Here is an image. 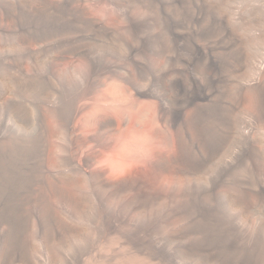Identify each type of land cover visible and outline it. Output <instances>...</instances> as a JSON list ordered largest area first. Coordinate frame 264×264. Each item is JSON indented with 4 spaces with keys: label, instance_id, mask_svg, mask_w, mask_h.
Here are the masks:
<instances>
[{
    "label": "rangeland",
    "instance_id": "374dc122",
    "mask_svg": "<svg viewBox=\"0 0 264 264\" xmlns=\"http://www.w3.org/2000/svg\"><path fill=\"white\" fill-rule=\"evenodd\" d=\"M263 66L264 0H0V264H78L115 226L168 253L195 245L246 254L235 199L244 188L248 215L264 216V177L253 166L264 142L262 150L252 141H264L256 118L264 97L258 107L243 89L250 75L262 73L264 82ZM133 91L141 95L135 105L126 102ZM77 104L86 105L74 120ZM103 110L133 119L121 134L99 131L92 119ZM138 110L147 115L139 125ZM79 171L89 176L73 190ZM96 172L124 188L106 190L91 178ZM50 184L76 192L81 210L52 195ZM57 220L91 236L70 244Z\"/></svg>",
    "mask_w": 264,
    "mask_h": 264
},
{
    "label": "bare ground",
    "instance_id": "6f19581e",
    "mask_svg": "<svg viewBox=\"0 0 264 264\" xmlns=\"http://www.w3.org/2000/svg\"><path fill=\"white\" fill-rule=\"evenodd\" d=\"M257 6V5H256ZM263 13V12H262ZM243 40V39H242ZM241 40V41H242ZM240 41V40H239ZM244 43V42H243ZM249 45V44H248ZM241 48L242 47H244V45H242V46H240ZM240 48V49H241ZM245 48V47H244ZM248 48V47H247ZM239 49V50H240ZM241 51H243V50H241ZM245 51H248V50H244L243 52H245ZM241 53V52H240ZM244 54V53H243ZM242 54V55H243ZM241 55V54H240ZM245 55V54H244ZM239 56V55H238ZM244 57V56H243ZM246 57V56H245ZM239 58H241V57H239ZM238 58V60L240 61V59ZM245 60L247 59V57L246 58H244ZM245 60H243V61H245ZM238 61V62H239ZM240 62H242V61H240ZM252 63V62H251ZM239 64V63H238ZM244 64H245V62H244ZM248 64H250V63H248ZM242 65H243V63H242ZM245 65H247V64H245ZM244 66V65H243ZM242 66V67H243ZM246 67V66H245ZM241 68V67H240ZM248 68H250V67H248ZM263 68H264V66H263ZM243 71V70H242ZM244 73V72H243ZM261 74L262 73H259V75L257 76V73L255 74L256 76H253V75H250V77L252 78H254L253 80H252V82L251 83H249L248 85L247 84H245V85H247L246 87H245V89H243L244 90V92H247V95L250 97L249 98V101L251 102V100L250 99H252V102L251 103H254L255 105H258V107H261L262 105H261V102H262V98L264 97L263 95H264V89H263V84H264V82H262V78H261ZM241 78H243L242 76H241ZM251 78H247V79H251ZM240 79V78H239ZM246 79V78H245ZM247 79H246V81H247ZM243 80H244V78H243ZM239 81H241V80H239ZM249 81V80H248ZM264 81V80H263ZM241 84H243L244 85V82L242 83V81L240 82ZM98 84V83H97ZM97 84H95V85H97ZM103 84V83H102ZM110 85V84H109ZM122 85V84H121ZM124 85V84H123ZM122 85V86H123ZM92 86H94V85H92ZM91 86V87H92ZM125 86V85H124ZM241 87H242V85H241ZM96 88V87H95ZM94 88V89H95ZM121 88V87H120ZM135 88V87H134ZM243 88V87H242ZM137 89V88H136ZM138 90V89H137ZM242 90V89H241ZM118 91V90H117ZM135 91V90H134ZM133 91V92H134ZM237 91V90H236ZM88 92V91H87ZM239 92V91H238ZM241 92H243V91H241ZM240 92V93H241ZM244 92L242 93L243 95H244ZM86 93V92H85ZM129 93V95H128V97L126 98V102H129L130 104H132V105H135L137 102H138V98H140V94L136 91V92H134V93H130V92H128ZM84 94V93H83ZM90 94V93H89ZM242 94H240V95H242ZM85 95V94H84ZM95 95V94H94ZM246 95V96H247ZM89 96V95H88ZM84 97V96H83ZM86 97V96H85ZM89 97H91V96H89ZM239 97H241V96H239ZM245 97V96H244ZM245 98H247V97H245ZM245 98L243 99V100H245ZM237 99H240V98H237ZM92 100V99H91ZM95 100V99H94ZM85 101V100H84ZM89 101V100H88ZM88 101H86V102H88ZM242 101V100H241ZM240 101V102H241ZM120 102V101H119ZM89 103V102H88ZM83 105H86V104H83ZM83 105H81V106H83ZM119 105V104H118ZM121 105V104H120ZM122 105H123V103H122ZM253 105V104H252ZM254 105V107H256ZM81 106H79L78 107V104H77V109H75L76 111L74 112V120L77 118V117H79V114H80V112H81V110H82V107ZM131 106V105H130ZM262 107H264V105L262 106ZM103 109L105 108V107H102ZM107 108V107H106ZM113 108V107H112ZM121 108H122V106H121ZM88 109V108H87ZM257 109V108H256ZM256 109H255V112H257L256 111ZM100 110V109H99ZM106 110V109H105ZM105 110H103V112L102 113H100V114H98V115H96L93 119H92V125L94 126V128L96 129V130H99V131H101V130H105L106 128L105 127H110L109 129H110V131H112V132H114L115 134H117L118 135V133L119 134H121V132H122V128H124L125 129V127H128V124L131 122L130 121V118H129V116H128V114L126 115L125 113H121L120 111V113H121V115L119 116V117H116V116H114L113 114H112V112L110 113V112H108V111H105ZM110 110H112V109H110ZM260 110V111H259ZM91 111V110H90ZM138 111H140L139 113H138V117H137V119L135 120V122H136V124H140V120L142 119V118H144V116L146 115H144V111H141V110H138ZM138 111H136V112H138ZM126 112V111H125ZM243 113V112H242ZM82 114V113H81ZM94 114V113H93ZM117 114V113H116ZM137 114V113H136ZM247 113H245V115H246ZM257 114V113H256ZM255 114V115H256ZM249 115H251V114H249ZM255 115H254V113H253V115H252V117L254 116L255 117ZM258 116H256V118H257V122L259 121V123L260 122H263L264 121V109H259L258 108V114H257ZM147 116V115H146ZM145 116V117H146ZM151 117V116H150ZM79 119V118H78ZM131 119H133V118H131ZM151 120V122H155V121H157V119H158V113H157V111H154L153 113H152V117L150 118ZM252 119H254V118H252ZM250 120V119H249ZM77 121V120H76ZM90 121V120H89ZM149 121V122H150ZM248 121V120H247ZM144 122V121H143ZM244 122V121H243ZM256 123V122H255ZM87 124V123H86ZM89 124V123H88ZM115 124V125H114ZM74 125V124H73ZM154 125V124H153ZM78 126V125H77ZM76 125L75 126H73V134L74 135H81L82 136V131L77 127ZM255 126V128H257L258 126H257V123L254 125ZM260 127H261V125H260ZM260 127L259 128H257V129H260ZM82 128V127H81ZM88 128H90V127H88ZM264 128V127H263ZM95 129H94V131H95ZM240 129V128H239ZM241 129H243V128H241ZM252 129L253 128H251V131H252ZM89 130V129H88ZM255 130V129H254ZM253 130V131H254ZM260 130H263L262 128L260 129ZM72 131V130H71ZM85 131V130H84ZM109 130H107V132H108ZM240 131V130H239ZM243 131V130H242ZM252 131V132H253ZM57 132V131H56ZM93 132V131H92ZM96 132V131H95ZM106 132V133H107ZM124 132V131H123ZM250 132V131H249ZM256 132H258V131H256ZM264 132V131H263ZM86 133V132H85ZM106 133H101V134H106ZM126 133H127V131H126ZM126 133H124V134H126ZM72 134V135H73ZM90 134H92V133H90ZM110 134V133H109ZM111 134H113V133H111ZM259 134V133H258ZM262 134H264V133H262ZM93 135V134H92ZM250 135V134H249ZM248 135V136H249ZM106 136V135H105ZM111 136V135H110ZM110 136L108 135V137H109V139H110ZM120 136V135H119ZM127 136V135H126ZM240 136H243L242 134L240 135ZM260 136H261V134H260ZM264 136V135H263ZM86 136H84V138H85ZM91 137H94V136H91ZM97 137V136H96ZM102 137V136H101ZM104 137V136H103ZM112 137H113V135H112ZM111 137V138H112ZM122 137H123V135H122ZM137 137V136H136ZM246 137V136H245ZM250 137H251V135H250ZM78 138V137H77ZM87 138H88V135H87ZM105 138V137H104ZM114 138H118V137H114ZM113 138V139H114ZM120 138H121V136H120ZM132 138V137H131ZM243 138V137H242ZM83 139V138H82ZM90 139V138H89ZM92 139V138H91ZM101 139V138H100ZM99 139V140H100ZM106 139V138H105ZM109 139L107 138V141H105V142H103V148L104 147H108V145H109V143H110V141H109ZM119 139V138H118ZM237 139H238V137H237ZM248 139H251V138H248ZM133 140H134V138H133ZM136 140H138V138H136ZM79 141V140H78ZM82 141V140H81ZM80 141V142H81ZM83 141H84V139H83ZM88 141V140H87ZM96 140H94L93 142H95ZM120 141V140H119ZM129 141V140H128ZM131 141V140H130ZM140 141V140H139ZM249 141V140H248ZM252 141L254 142V144H255V147H257V149H258V147H259V149L261 148L262 149V147H260L261 145H262V143L264 142L263 140H261L260 138H259V136L258 135H256V134H254V136H253V139H252ZM85 142V141H84ZM91 142V141H90ZM102 142V141H101ZM121 142V141H120ZM134 142V141H133ZM244 142V141H243ZM252 142V143H253ZM96 144L98 143V142H95ZM136 143V142H135ZM79 144V143H78ZM78 144H77V146H78ZM80 144H82V142L80 143ZM85 144V143H84ZM96 144H95V146H96ZM112 144V143H111ZM136 144H138V143H136ZM250 144V143H249ZM86 145V144H85ZM98 145V144H97ZM132 145H133V143H132ZM140 145V144H139ZM82 146V145H81ZM81 146H79V147H81ZM262 146H264V143H263V145ZM88 147H89V143H88ZM87 147V148H88ZM136 147V146H135ZM252 147H254L253 145H252ZM85 148V147H84ZM98 148V147H97ZM110 148V147H109ZM250 149H251V145H250V147H249ZM76 150H77V148H75ZM81 149V148H80ZM113 149V148H112ZM111 149V150H112ZM88 150H89V148H88ZM100 150H102L101 148H100ZM252 150H256V149H252ZM263 150V149H262ZM79 151V150H78ZM96 151V150H95ZM103 151H105L104 149H103ZM106 151H107V149H106ZM110 151V150H109ZM261 151V150H260ZM88 152V151H87ZM92 152V151H91ZM102 152V151H101ZM100 152V153H101ZM253 152V151H252ZM259 152V151H258ZM82 154H83V152H82ZM90 154V153H89ZM87 155H88V153H87ZM251 155V154H250ZM253 155V154H252ZM81 156H83V155H81ZM92 156V155H91ZM152 156H154V154L152 155ZM167 156V155H166ZM254 156V155H253ZM90 157V156H89ZM95 157V156H94ZM94 157H93V159H94ZM96 157H97V155H96ZM95 157V158H96ZM169 157V156H168ZM256 157V156H255ZM84 158V157H83ZM92 158V157H91ZM153 158V157H152ZM166 158L165 157H163L162 156V154L161 155H156L155 156V160H154V163L156 164V165H161L162 166V164H164L165 162H166V160H165ZM84 160V159H83ZM86 160V159H85ZM168 160V159H167ZM251 160V159H250ZM253 160V159H252ZM87 161H88V159H87ZM90 162H91V160H89ZM249 161V160H248ZM255 162H254V169H255V171L258 173V174H260L261 176H263L264 177V151H262V152H259V153H257V157H256V159L254 160ZM84 162V161H83ZM92 162H94V161H92ZM175 162V161H174ZM171 163V162H170ZM94 164V163H93ZM252 164V163H251ZM86 165V164H85ZM92 165V164H91ZM91 165H90V169H91ZM82 167H83V163H82V165H81ZM253 166H252V168H253ZM79 167H80V165H79ZM154 167V166H153ZM251 167V166H250ZM88 168V167H87ZM252 168H250V170L252 169ZM80 169V168H79ZM78 169V170H79ZM85 169H86V167H85ZM156 169V168H155ZM88 170V169H87ZM101 171V170H100ZM78 172V171H77ZM79 172H82V171H79ZM102 172H105V171H102ZM81 174V173H80ZM253 174V173H252ZM256 174V173H255ZM85 175H88L89 176V174H88V171H84V172H82V174L81 175H79L80 177H79V180L78 181H75V182H72V183H69L68 184V186L70 185L71 186V188H73V190H75L76 188H75V184H77L78 182H82V181H85ZM77 176H78V174H77ZM91 176V178L95 181V183H96V181L98 182V184L101 186V187H104L106 190H108V191H110V192H118L119 190H120V188H124V184H121L120 183V185H117V183H115V181H114V184H112L113 182L111 181H109V180H107V179H105L104 177H103V173H101V172H96V173H93V175H90ZM252 176H254V174L252 175ZM87 177V176H86ZM107 177V176H106ZM132 177V176H131ZM91 178H90V180H91ZM124 178H126V177H124ZM255 177H253V180H255L254 179ZM256 178H257V180H258V177L256 176ZM88 179V178H87ZM86 179V180H87ZM121 179V178H120ZM157 179V178H156ZM90 180H89V182H90ZM117 180V179H116ZM123 180V179H122ZM127 180H129V179H127ZM127 180H126V182H127ZM137 180V179H136ZM93 181V182H94ZM124 181V180H123ZM241 181V180H240ZM259 181V180H258ZM125 182V181H124ZM130 182V181H129ZM136 182V181H135ZM244 182V181H243ZM253 182H256V181H253ZM49 183V182H48ZM52 183H54V182H52ZM51 183V184H52ZM51 184H50V186H51ZM57 184V183H56ZM55 184V185H56ZM93 184V183H92ZM119 184V183H118ZM126 184H128V183H126ZM133 184H135L134 182H133ZM48 185V184H47ZM55 185H52L51 186V190H50V193L53 195H55V196H60L61 198H62V200H64L65 202H67V204L68 205H71L74 209H75V211L74 212H78V211H80L81 210V207H82V204H81V201H80V199H79V197L76 195V192L75 193H70L69 191H67V189H60L59 187H57V186H55ZM57 185H59V184H57ZM136 185V184H135ZM255 185H257V184H255ZM131 186V185H130ZM134 186V185H133ZM133 186H132V188H133ZM138 186H140V184L138 185ZM249 186V185H248ZM251 187H252V185H251ZM254 187V186H253ZM48 188V187H47ZM62 188V187H61ZM70 188V189H71ZM126 188V187H125ZM135 188V187H134ZM140 188H141V186H140ZM240 188V187H239ZM243 188V187H242ZM255 188V187H254ZM261 188V187H260ZM260 188H258V189H260ZM127 189V188H126ZM126 189H124V190H126ZM244 189V188H243ZM243 189H239V192H238V195H237V197H236V199H235V201L237 202V206H238V209H237V211H238V215H239V220H237V221H239V226H237L238 227V233H239V239H240V243H241V246L243 247V245L246 247V254L245 253H243L242 251V253H239V254H237L236 256H234L233 255V257H231V255H230V257H227V256H225L224 254V256H222V255H220V254H217V253H212V252H207V253H204V252H202L199 248H194V246L193 247H187V248H184L183 250H182V248H179L178 250H179V252L177 253V254H174V253H168V250H167V252L165 251V249H161V247L159 246L160 244V241H159V245L157 244V242L156 243H154L151 239H149L148 238V235H146L147 236V238H145V237H141V236H138L137 234V236H134V237H127V236H123L122 235V233H121V230H123V229H120L118 226H115V228L114 229H111L112 230V232H110V231H108L109 233L108 234H103V236L101 237V238H97V241L95 242V246L94 247H92V249L90 250L89 249V252L87 253V251H86V254L83 256V258L81 259V261L78 263V264H264V216L260 213V212H262V211H260V212H257V213H259V215L261 214L262 216L261 217H258V218H256L255 219V215L253 216L254 217V219H253V217L252 216H249L248 215V213L247 212H249L250 210H248L247 209V200H246V196H245V192H244V190ZM246 189V188H245ZM69 190V189H68ZM105 190V191H106ZM130 190H131V187H130ZM130 190H128L127 189V191H130ZM139 190V189H138ZM152 190V189H151ZM123 191V190H122ZM153 191V190H152ZM151 191V192H152ZM156 191V190H155ZM255 191V190H254ZM258 191V190H257ZM260 191H263L262 189L260 190ZM110 192H108V193H110ZM135 192V191H134ZM145 192V191H144ZM159 192V191H158ZM82 193V192H81ZM100 193H102L101 191H100ZM105 193V192H104ZM124 193V192H123ZM125 193H127V192H125ZM47 194V193H46ZM111 194V193H110ZM122 194V193H121ZM140 194V193H139ZM176 194V193H175ZM106 195V194H105ZM114 195H116V194H114ZM114 195H112V196H114ZM179 195V194H178ZM79 196H80V193H79ZM118 196V195H117ZM164 196V195H163ZM166 196V195H165ZM170 196V195H169ZM173 196V195H172ZM139 197V196H138ZM147 197H148V194H147ZM150 197V196H149ZM171 197V196H170ZM185 197V196H184ZM250 197H252L251 195H250ZM262 197H264V193H263V196ZM127 198V197H126ZM159 198V197H158ZM161 198H163V197H161ZM248 198V197H247ZM259 198V197H258ZM44 199H45V197H44ZM47 199V198H46ZM182 199V198H181ZM177 200V199H176ZM256 200V199H255ZM258 200V199H257ZM165 201V200H164ZM264 201V200H263ZM167 202V201H166ZM179 202V201H178ZM233 202V201H232ZM46 203H47V206H46V208L48 209V211H49V213L51 212L52 213V216H53V218L55 217V218H57V212H56V210L57 209H59V208H54L55 206H54V203H55V200H54V202H52L50 199H47V201H46ZM82 203H83V201H82ZM126 203H128V201L126 202ZM157 203V202H156ZM251 203V202H250ZM252 203H253V200H252ZM44 204H45V202H44ZM57 204V203H56ZM236 204V203H235ZM46 205V204H45ZM129 205V204H128ZM127 205V206H128ZM233 205V204H232ZM70 206V207H71ZM127 206H125V207H127ZM177 206V205H176ZM223 206V205H222ZM249 206H251V205H249ZM255 206V205H254ZM252 207V208H254L255 209V207ZM58 207H59V205H58ZM71 207V208H72ZM166 207V206H165ZM178 207V206H177ZM180 207V206H179ZM45 208V209H46ZM131 208H132V206H131ZM138 208V207H137ZM230 208H233L234 209V207H230ZM56 209V210H55ZM66 209V208H65ZM85 209V208H84ZM206 209H207V207H206ZM213 209V208H212ZM227 209H229L228 207H227ZM226 209V210H227ZM253 209V210H254ZM257 209H261V207L260 208H257ZM264 209V208H263ZM131 210V209H130ZM174 210V209H173ZM235 210V209H234ZM252 210V209H251ZM60 211V210H59ZM71 211V210H70ZM170 211V210H169ZM225 211V210H224ZM229 211H231V210H229ZM206 212V211H205ZM251 212V211H250ZM252 212H255V210L254 211H252ZM237 213V212H236ZM44 214V213H43ZM170 214V213H169ZM171 214H172V212H171ZM227 214H228V212H227ZM231 214V213H230ZM47 215V214H46ZM229 215V214H228ZM258 215V214H257ZM256 215V216H257ZM50 216V215H49ZM225 216H226V213H225ZM249 216V217H248ZM165 217V216H164ZM250 217H252V219L253 220H251V219H249ZM226 218V217H225ZM229 218V217H228ZM228 218H227V220H228ZM50 219V218H49ZM52 219V218H51ZM61 219H62V216H61ZM166 219V218H165ZM230 220H231V222L233 221V219H232V217L231 218H229ZM60 220V219H59ZM51 221H53V219L51 220ZM58 221V220H57ZM64 221V220H63ZM160 221V220H159ZM62 222V221H61ZM65 222V221H64ZM168 222V221H167ZM197 222V221H196ZM57 223H59L58 224V233H59V235H61V236H64V237H66V239L67 238H70V239H75L74 240V242H70V244L72 243H77V242H79V244L81 245V243H83L82 241H84L83 240V238H84V235H89V236H91V232H88L87 234H85V232L83 233V231H78V230H76V229H74V226H73V228L72 227H69V226H66V225H64V224H62V223H60L59 221L57 222ZM115 223H118V222H115ZM119 224V223H118ZM161 224V223H160ZM163 224V223H162ZM207 224V223H206ZM209 224V223H208ZM229 224V223H228ZM233 224V223H232ZM232 224H230L231 226H232ZM72 225V224H71ZM101 225V224H100ZM108 225H111V227H113L112 226V224H108ZM115 225V224H114ZM151 225H152V223H151ZM164 225V224H163ZM198 225V224H197ZM200 225V224H199ZM203 225V224H202ZM221 225V224H220ZM222 225H223V223H222ZM51 226V225H50ZM55 226V225H54ZM107 226V225H106ZM105 226V227H106ZM168 226V225H167ZM177 226V225H176ZM208 226V225H207ZM211 226V225H210ZM235 226V225H234ZM80 227V226H79ZM104 227V226H103ZM103 227H101L102 229L101 230H103L102 232H106V229H103ZM110 227V228H111ZM183 227V226H182ZM229 227V226H228ZM237 227H235V228H237ZM52 228H54V227H52ZM78 228V227H77ZM94 228V227H93ZM126 228V227H125ZM213 228H214V225H213ZM230 228V227H229ZM51 229V228H50ZM91 229V228H90ZM175 229V228H174ZM183 229V228H182ZM215 229V228H214ZM218 229V228H217ZM53 230V229H52ZM84 230V229H83ZM132 230V229H131ZM236 230V229H235ZM56 231H57V229H56ZM55 231V232H56ZM95 231V230H94ZM126 231V230H125ZM130 231V230H129ZM53 232V231H52ZM149 232V231H148ZM181 232V231H180ZM51 233V232H50ZM100 233V232H99ZM123 233H124V231H123ZM136 233H138V232H136ZM142 233V232H141ZM173 233V232H172ZM28 234V233H27ZM94 234V233H93ZM101 235V234H100ZM126 235V234H125ZM127 235H129V233L127 234ZM130 235H132V233L130 234ZM152 235V234H151ZM88 236V237H89ZM142 236H143V234H142ZM172 236H174V234L172 235ZM237 236V235H236ZM50 237V236H49ZM48 237V238H49ZM156 237V236H155ZM59 238H61L60 236H59ZM63 238V237H62ZM92 238V237H91ZM161 238V237H160ZM180 238V237H179ZM31 239V238H30ZM46 239V238H45ZM50 239V238H49ZM53 239V238H52ZM70 239H69V241H70ZM94 239H95V237H94ZM175 239V238H174ZM173 239V240H174ZM33 240H34V238H33ZM48 240V239H47ZM46 240V241H47ZM57 241H58V238L56 239ZM156 240V239H155ZM228 240V239H227ZM29 241V240H28ZM41 241H43V240H41ZM68 241V240H67ZM81 241V242H80ZM87 241V240H86ZM92 241V240H91ZM91 241H90V243H91ZM178 241V240H177ZM56 242V241H55ZM226 242V241H225ZM233 242V241H232ZM26 243V242H25ZM45 243V242H44ZM44 243H43V245H44ZM54 243V242H53ZM52 243V244H53ZM58 243H59V241H58ZM57 243V244H58ZM69 243V242H68ZM87 243V242H86ZM89 243V241H88V244H90ZM231 243V242H230ZM46 244V243H45ZM221 244V243H220ZM232 244V243H231ZM26 245H27V243H26ZM56 245V244H55ZM73 245H75V244H73ZM73 245H72V247H73ZM78 245V244H77ZM239 245V244H238ZM46 246V245H45ZM49 246H50V243H49ZM67 246V245H66ZM85 246V245H84ZM83 246V247H84ZM164 246V245H163ZM192 246V245H191ZM217 246H219V245H217ZM223 246V245H222ZM233 246V245H232ZM30 247V246H29ZM58 247V246H57ZM77 246H75V248H76ZM173 247H175V246H173ZM178 247V246H177ZM211 247V246H210ZM219 247H221V246H219ZM37 248V247H36ZM168 248H170V247H168ZM176 248V247H175ZM213 248V247H212ZM222 248V247H221ZM32 249V248H31ZM31 249L29 250V251H31ZM35 249V248H34ZM64 249V248H63ZM83 249V248H82ZM171 249V248H170ZM182 251H181V250ZM240 249V246H239V248H238V250ZM242 249V248H241ZM176 250V249H175ZM174 250V251H175ZM222 250H224V249H222ZM235 250H236V248H235ZM67 251V250H66ZM69 251H70V248H69ZM173 251V252H174ZM213 251H215V250H213ZM216 251H217V249H216ZM237 251V250H236ZM31 252H33V251H31ZM35 252V251H34ZM33 252V253H34ZM63 252H64V250H63ZM83 253H85V251H83ZM176 253V252H175ZM225 253V252H224ZM227 253V252H226ZM237 253V252H236ZM47 254V253H46ZM81 254V253H80ZM230 254H232V253H230ZM30 256H31V254H30ZM52 257V259L51 260H53L54 262H56V258H55V256H54V254H52L51 255ZM32 258H33V256H32ZM63 258H65V257H63ZM80 259V258H79ZM26 260V259H25ZM35 260V259H34ZM63 260L64 259H62V262H63ZM65 260H66V258H65ZM64 260V261H65ZM50 262H52V261H50ZM58 262V261H57ZM60 262H61V259H60ZM39 263V262H38ZM43 264V263H42ZM54 264V263H53ZM61 264V263H60ZM63 264V263H62ZM77 264V263H76Z\"/></svg>",
    "mask_w": 264,
    "mask_h": 264
}]
</instances>
